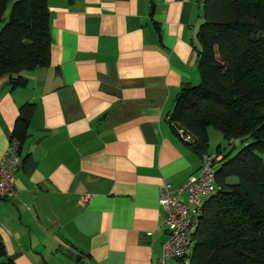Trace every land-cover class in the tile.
<instances>
[{"label":"crops","instance_id":"crops-1","mask_svg":"<svg viewBox=\"0 0 264 264\" xmlns=\"http://www.w3.org/2000/svg\"><path fill=\"white\" fill-rule=\"evenodd\" d=\"M48 8L50 64L22 72L18 87L16 76L0 77V159L20 107L37 105L18 197L0 200V264H163L159 188L182 186L202 166L168 119L182 87L201 81L203 1Z\"/></svg>","mask_w":264,"mask_h":264},{"label":"trees","instance_id":"trees-1","mask_svg":"<svg viewBox=\"0 0 264 264\" xmlns=\"http://www.w3.org/2000/svg\"><path fill=\"white\" fill-rule=\"evenodd\" d=\"M10 17L6 16L9 5ZM198 39L201 81L184 85L169 123L201 159L210 127L242 140L216 168L217 191L205 200L192 253L180 264H264V0H205ZM8 15V14H7ZM0 77L24 85L22 72L47 67L52 38L48 0H0ZM37 105L26 103L10 140L28 137ZM185 137H189L187 141ZM6 251L0 242V258ZM4 264H13L10 261Z\"/></svg>","mask_w":264,"mask_h":264},{"label":"built area","instance_id":"built-area-1","mask_svg":"<svg viewBox=\"0 0 264 264\" xmlns=\"http://www.w3.org/2000/svg\"><path fill=\"white\" fill-rule=\"evenodd\" d=\"M203 2L205 0H202ZM183 137V131H181ZM188 141L189 137H185ZM219 157L205 155L199 175L190 176L179 187L164 182L159 188V204L165 212L168 240L163 244V264L168 260L188 257L195 245V235L205 200L216 193V168ZM22 166L20 143L16 139L9 142L0 159V200L17 198L16 173ZM186 194V201L181 197Z\"/></svg>","mask_w":264,"mask_h":264},{"label":"rangeland","instance_id":"rangeland-1","mask_svg":"<svg viewBox=\"0 0 264 264\" xmlns=\"http://www.w3.org/2000/svg\"><path fill=\"white\" fill-rule=\"evenodd\" d=\"M11 8H12V4H10L8 7V9H9V11H8L9 13L7 15L8 20L10 17V11H11L10 9ZM1 29L2 28L0 26V31H1ZM208 134H209V153L214 155V156H216L217 149L219 147L222 148L223 152H225V153L231 152L232 155H235L244 146V143H245L242 140H237V139H234L232 142H228L224 138L223 133L214 127L209 128ZM259 154L264 160V151L259 152ZM175 263L180 264L178 261Z\"/></svg>","mask_w":264,"mask_h":264}]
</instances>
